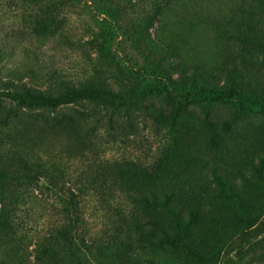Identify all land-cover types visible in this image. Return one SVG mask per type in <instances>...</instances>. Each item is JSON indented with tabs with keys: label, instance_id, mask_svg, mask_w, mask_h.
Listing matches in <instances>:
<instances>
[{
	"label": "rangeland",
	"instance_id": "1",
	"mask_svg": "<svg viewBox=\"0 0 264 264\" xmlns=\"http://www.w3.org/2000/svg\"><path fill=\"white\" fill-rule=\"evenodd\" d=\"M106 1L122 16L110 17L104 0H0V92L10 83L44 89L58 78L123 93L152 82L136 70L154 63L197 86L264 95V68L246 38L263 23L254 0ZM152 11V26L138 33ZM111 110L88 102L27 108L0 94V153H31L43 181L0 185V264H42L36 255L67 259L66 242L53 236L64 215L46 184L52 181L81 197L72 251L81 264L185 263L137 219L141 207L132 200L150 182L146 170L163 146L159 118L169 116L171 106L146 97L129 116L122 106ZM208 111L230 148L247 133L243 151H264V112L246 114L229 105ZM226 153V166L244 167L245 158ZM230 249L234 264H264V223ZM224 263V257L216 262Z\"/></svg>",
	"mask_w": 264,
	"mask_h": 264
},
{
	"label": "trees",
	"instance_id": "2",
	"mask_svg": "<svg viewBox=\"0 0 264 264\" xmlns=\"http://www.w3.org/2000/svg\"><path fill=\"white\" fill-rule=\"evenodd\" d=\"M104 1L110 17L122 16L121 9H112L111 3ZM254 2L256 15L263 17V23L252 26L256 31L246 38L264 68V0ZM155 16L156 11L146 15L138 33L151 27ZM136 73L152 82L122 93L87 81L74 83L54 78L44 89L10 83L0 94L27 108L54 110L69 103L88 102L110 107L114 114L122 106L126 116L146 97L161 98L171 106V113L159 118L163 146L146 170L150 182L132 194V200L141 207L135 213L137 219L157 230L159 240L183 258L184 264H216L220 257L225 258L224 264H234L229 256L231 244L246 243L255 225L264 223V151L256 147L243 151L247 133L237 137L236 147L230 148L227 134L217 126L208 107L229 105L237 112L258 114L264 112V95L241 92L235 87L197 86L184 77L171 76L160 64L140 63ZM197 107H206L205 112L197 114ZM21 151L0 153V185L7 181L43 182L33 155ZM226 151L232 152L234 158H245L244 167L226 166ZM46 184L64 215V223L53 229V236L56 241L66 242L67 259L43 261L41 255L36 258L42 264H81L72 252L77 250L79 239L81 197L56 181ZM0 200L5 205L1 197Z\"/></svg>",
	"mask_w": 264,
	"mask_h": 264
}]
</instances>
